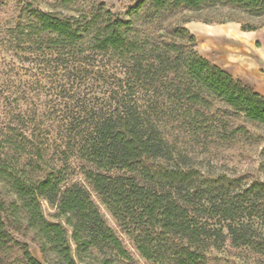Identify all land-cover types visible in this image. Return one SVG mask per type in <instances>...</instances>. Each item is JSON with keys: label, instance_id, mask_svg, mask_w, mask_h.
Masks as SVG:
<instances>
[{"label": "trees", "instance_id": "trees-1", "mask_svg": "<svg viewBox=\"0 0 264 264\" xmlns=\"http://www.w3.org/2000/svg\"><path fill=\"white\" fill-rule=\"evenodd\" d=\"M58 1L71 15L28 3L7 30L9 45L33 55L35 65L56 76L51 89L68 97L92 92L88 79L111 81L104 105L77 100V110L62 117L60 166L47 156L50 130L42 128L38 105L28 125L16 101V112L3 116L0 248L20 256L0 264H140L92 193L146 264H208L207 249H220L227 235L234 246L252 245L225 188L211 216L197 210L203 193L194 162L199 154L244 152L253 131H264V96L200 55L184 24L237 22L242 31L257 30L264 0H137L125 18L99 2ZM94 62L101 65L95 69ZM259 155L264 166V145ZM71 157L90 166L79 167L87 186L71 178ZM249 190L264 212V184ZM43 204L54 208L53 220Z\"/></svg>", "mask_w": 264, "mask_h": 264}, {"label": "rangeland", "instance_id": "rangeland-1", "mask_svg": "<svg viewBox=\"0 0 264 264\" xmlns=\"http://www.w3.org/2000/svg\"><path fill=\"white\" fill-rule=\"evenodd\" d=\"M136 1L82 0L81 4L83 7H87L91 2H99L121 18H125L128 8L134 5ZM28 3L33 8L45 12L52 11L62 16L71 15V11L64 10L58 0H0V123L3 122V116L6 112H16V101V105L22 110L23 121L28 125V116L32 114L31 112L38 105L42 128L43 130H50L46 141L47 156L51 158L53 164L60 166V152L65 150L63 140L65 133L61 127L65 124V121H63L62 117L72 109L76 111L77 109L75 108L80 106L82 101L87 103L88 106L92 104L90 100L97 105H104L102 96L106 85L111 80L108 79L107 75L97 80L95 78L88 79L85 86L89 85L88 88H91L92 92L85 89L84 94H79L73 98L68 97L67 94L52 90L51 82L54 81L56 76H52V73H48V70L42 71L41 65L37 63L35 65L32 62L31 58L33 55L25 54L23 51H20L19 47L15 48L13 45H9L8 42V28L12 26L15 18L26 13L27 9L25 8ZM187 16L192 17L194 14H187ZM186 23L184 24L185 27ZM196 44L197 50L201 54L198 46H202V44L199 45L197 40ZM217 53L216 49L213 55L219 58L221 54ZM228 58V62L226 63L227 68L222 69L254 90L252 78L241 75L240 70L234 65L235 58L233 56H229ZM93 64L95 65V69L101 65V63L96 62ZM77 100L82 101L77 103L75 102ZM10 102L12 106H9ZM253 132V142L241 154L236 151L204 153L197 155V159L194 162L199 170L200 183L198 182V185L203 193L202 204L200 203L202 207L197 205V203V210H200L204 217L211 216L213 214L211 205L215 201L219 189L225 188L229 196L233 198L235 222L241 225L244 234L253 241L252 245L234 246L229 242V235H227V240L220 249H207L208 264H264V212L260 211L253 192L249 190V186L253 182L264 184V166H262L263 164L259 155L260 147L264 145V131L258 129ZM68 164L74 169L71 178L87 186L79 167L84 165L90 168V166L76 160L74 157L69 159ZM111 174L114 175L116 172H112ZM92 197L97 203L104 221L116 233L132 257L138 263L146 264L144 259L133 248L126 234L117 226L106 207L99 203L94 193H92ZM43 212L47 219L53 220L52 214H54V208L43 204ZM215 220L210 219L209 222L213 224ZM223 224L221 223L223 232L227 233ZM217 226L220 225L217 224ZM256 243L261 244L262 248L260 249L257 245H254ZM29 252L33 258L43 263V257L37 246L29 243ZM19 256L20 253L13 247L6 246L0 248V259L2 260L14 261Z\"/></svg>", "mask_w": 264, "mask_h": 264}, {"label": "crops", "instance_id": "crops-1", "mask_svg": "<svg viewBox=\"0 0 264 264\" xmlns=\"http://www.w3.org/2000/svg\"><path fill=\"white\" fill-rule=\"evenodd\" d=\"M186 27L198 44H202L198 46L200 55L224 69L227 68L228 57L233 56L234 65L241 75L250 76L254 90L264 96V26L253 31H242L236 22L206 24L190 21ZM216 49L221 54L219 58L213 55Z\"/></svg>", "mask_w": 264, "mask_h": 264}]
</instances>
